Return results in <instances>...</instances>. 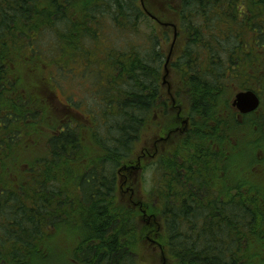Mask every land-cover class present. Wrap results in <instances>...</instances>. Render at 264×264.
Returning <instances> with one entry per match:
<instances>
[{
	"label": "trees",
	"instance_id": "16d2710c",
	"mask_svg": "<svg viewBox=\"0 0 264 264\" xmlns=\"http://www.w3.org/2000/svg\"><path fill=\"white\" fill-rule=\"evenodd\" d=\"M165 2L157 33L140 0H0V264H264V0ZM71 64L83 110L53 94ZM248 89L260 107L237 118ZM175 103L190 123L160 151ZM150 169L139 202L157 222L140 223L118 186Z\"/></svg>",
	"mask_w": 264,
	"mask_h": 264
},
{
	"label": "rangeland",
	"instance_id": "374dc122",
	"mask_svg": "<svg viewBox=\"0 0 264 264\" xmlns=\"http://www.w3.org/2000/svg\"><path fill=\"white\" fill-rule=\"evenodd\" d=\"M166 3H168V2H165V0H146V1H144V5L149 12H151L155 15H158L159 17L158 16L157 17L159 18V20L161 22L168 23V21H171V22L173 21V18H172L173 14L170 10H167L168 8L166 6ZM139 25H140L139 29L141 32H150V30H153V31L156 30V32L159 33L164 27V26L158 24L157 22L155 23L153 21H150L149 19H143V21L139 22ZM166 30H167L168 35L171 37L172 30L171 29H166ZM170 47H171V45H170ZM166 49L167 48H165V50ZM71 68L72 69H71L70 73L67 72L66 75L65 76L62 75V77H61V75L58 76V78L60 80V87L61 88H58L57 90H55L53 92V94H54L56 101L60 102L64 107L69 102H71L72 106H73V104L76 105V103H80L81 102L80 100L84 99L82 104H81V109L83 110L84 106L86 104H88V103L92 104L94 102L93 94L91 93L92 91L86 89V87H82L81 85H78L79 82L77 83L76 80L71 79V75L74 73H77V71L79 70V66L71 64ZM97 72L99 73L100 79L98 81H96V83L93 85V87L96 86L99 88L103 85L105 74L110 72V68L106 63H102ZM166 80H167V82H166V84H164L163 90H164L165 95L170 99L171 96L168 93L170 92V94H171V92L173 93V91H176L178 89V87H177L178 81H177L176 75L174 73H169V75L166 77ZM88 87H92V85L88 86ZM74 89H76V91H78V92L80 90V93H76V91ZM173 105L175 107L174 110H176V107L178 108V106H179L177 103H175ZM178 113H180V112H178ZM67 115L72 116L68 113V111H66V112L62 111L61 118L66 119V121H68L69 119H73V117H69ZM78 116L80 118H82L80 115H78ZM180 118L182 119L181 115H180ZM175 119L176 118H174V121H175ZM161 120L163 122V119H161ZM152 137H153V133H150V130H149L148 131V138L143 137L142 143L148 144L149 142L152 141ZM152 142H154V140ZM164 146L165 145H163V144L158 146V148H160V151L165 148ZM168 146H170V143H168L166 145V148H168ZM243 151H245V152L248 151V148L245 147ZM139 152H140V150H139ZM146 158H147V155L143 159L145 160ZM242 158L244 161L246 160L244 158V156ZM238 164H240V163H236L233 166V169H235ZM141 165H143V163ZM151 171L152 170L150 169L149 171L146 170V171H143L142 173L140 171L135 172V173L131 172L130 178H126V182L121 181L119 186H118V196L120 198V201L123 203L130 201L129 197H130V195H132L131 194L132 192L136 193L138 200L134 198V200L132 202L134 203V205H136V208H138L137 213L138 214L140 213L142 215V218L139 217V219H138L140 221V223H147L149 221L154 222L155 220L157 222V218L151 219V215L149 213L145 212V216L143 215V212H142L143 209L141 206V202H139V200L141 201V199H143V201L147 200L144 192L148 191L151 188V185H152L151 180H150V177H151L150 172ZM77 227H78L77 225L73 226L72 232L69 234V237L67 236L68 239H72L73 237H75L74 231H76L75 229ZM146 233H147L146 235L144 234V237H146L144 247H147L148 246L147 242H149V240L147 241V236H149L150 233L148 231ZM74 241H75V239L73 240V243H74ZM57 242L55 244H57ZM35 246H36L35 244L30 245L29 250L35 248ZM61 247H62V245L60 243V249H61ZM32 256L27 255V256H24L23 258H21L20 260H23V264H47V261H43V262H42V260L35 261L34 257L36 256V254L35 255L32 254ZM31 258H33V259H31ZM66 261L67 260H66L65 256L62 257V254L60 252L59 257H58V262H55V263L52 262V264H67ZM9 264H19V263L12 261ZM168 264H171V263L169 262Z\"/></svg>",
	"mask_w": 264,
	"mask_h": 264
},
{
	"label": "water",
	"instance_id": "95a60500",
	"mask_svg": "<svg viewBox=\"0 0 264 264\" xmlns=\"http://www.w3.org/2000/svg\"><path fill=\"white\" fill-rule=\"evenodd\" d=\"M140 3L142 5V7L144 8V10L148 13V15L153 18L154 20L157 19L154 15H152L145 7L144 5V0H140ZM159 21V20H158ZM159 23L161 25H168L169 23H165V22H161L159 21ZM175 39H176V30L174 28V33H173V40H172V43H171V49L169 51V54H168V57H167V60H166V63H165V68L167 66V62L170 58V54H171V50L174 46V43H175ZM168 74V71L166 70L165 71V74L163 76V79H164V82H166V76ZM259 103H260V100H259V97L258 95L256 94V92H254L253 90H241V91H238L236 92V94L234 95V98L232 100V105L235 106L237 108V110L241 113V114H246V113H249V112H252V111H255L258 106H259ZM128 170V169H131V170H138L139 168L137 167V165L135 166H130V167H126L124 168V170ZM161 264H166V257L164 255V252L163 250L161 251Z\"/></svg>",
	"mask_w": 264,
	"mask_h": 264
},
{
	"label": "flooded vegetation",
	"instance_id": "af4514ba",
	"mask_svg": "<svg viewBox=\"0 0 264 264\" xmlns=\"http://www.w3.org/2000/svg\"><path fill=\"white\" fill-rule=\"evenodd\" d=\"M260 100V99H259ZM261 103V102H260ZM260 103H259V106H258V108L260 107ZM231 106H233L232 105V103H231ZM258 108H257V110H258ZM233 109H234V111L235 112H237L236 113V116H237V118H240L242 115H245V114H241L238 110H237V108L235 107V106H233ZM180 110V109H179ZM179 110L177 109V107H176V113H175V122H176V124L174 125V127L173 128H171L168 132H167V136L166 137H161L160 139H159V141H161V142H164V143H161V142H159L158 144H160V145H166V144H168L169 142H171L173 139L172 138H179V137H181L180 135L183 133V132H185V129H187V127H188V125H189V123H190V119L188 118V117H182V119L180 118V113H178L179 112ZM257 110H255V111H252V112H256ZM252 112H249V113H252ZM249 113H246V114H249ZM183 136V135H182ZM156 148H158V145H156ZM128 176H126V175H123L122 176V178H125V180H126V178H127ZM130 177V176H129ZM125 180H124V182H125ZM132 195H130V197H129V200L132 202L133 201V194H134V192L133 193H131ZM133 203V202H132ZM144 216H145V214H144ZM148 223V222H147ZM147 238H149V236H147ZM151 241V240H150ZM149 241V243L151 244H153V245H156V244H154L153 243V241H151L150 242Z\"/></svg>",
	"mask_w": 264,
	"mask_h": 264
}]
</instances>
